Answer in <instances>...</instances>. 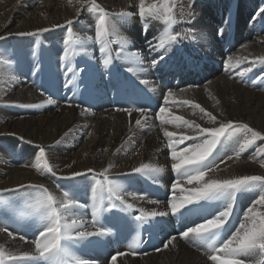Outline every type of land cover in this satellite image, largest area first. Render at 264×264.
<instances>
[{"label":"bare ground","instance_id":"1","mask_svg":"<svg viewBox=\"0 0 264 264\" xmlns=\"http://www.w3.org/2000/svg\"><path fill=\"white\" fill-rule=\"evenodd\" d=\"M98 2L112 12H119L121 9H128L130 4L134 5L136 0H98ZM190 3L191 0H177L178 18L180 8L186 9ZM77 7L80 5L76 4L75 0L72 4H69L68 0H0V35L6 36V39L0 41V56L5 59H16L20 65L12 64L15 69L25 65L27 61L31 62L32 67L36 64L41 73L47 67L48 70L39 76L41 78L44 75L46 78L39 81L41 84L56 81L59 78L67 80L70 73L66 72L65 63L64 67H59L60 59L57 58L60 48L63 47L64 51L68 47L65 44L67 35L65 21L76 20L71 27L81 36H91L90 31L94 29L92 15L83 10L77 14ZM260 8H264V0H195L194 24L182 23L176 26V30L183 31L190 26L195 27L211 35L213 43L208 45L198 41L197 53L193 51L197 45L196 42L180 43L172 51L170 58H166L163 62L162 70L150 69L148 73L141 74L142 78L151 82L148 89L155 88L152 92L158 96L160 104L163 107L166 106L163 95L167 90L159 86L157 77L170 82L169 88L175 92L176 101H192L212 112L219 120L247 123L258 131L264 132V79H262L263 83L259 80L250 83L248 80L259 73L260 78L264 77V66L257 65L244 80L235 77L234 72L224 67V59L228 55L224 54L225 47L216 37V30L223 25L225 17L231 13L232 20L235 17L238 19V37L234 39V42L249 39L242 44L245 47L240 45L235 46L236 49L235 47L229 49L231 52L229 55L233 56L234 62L244 58L251 61L264 55V34L249 37L248 33H245V38L244 33L241 32V27L243 29L251 27V18ZM261 17L264 15L260 14L257 20ZM54 25L65 26L56 28L53 27ZM160 27V24L151 22V27L145 35L141 30L140 22L135 20L129 21L123 30L147 57L145 42L151 40ZM39 28L51 30L38 36L15 35L18 32H31ZM9 33L13 35H8ZM36 38L40 45L47 42L48 52L44 53L40 45L35 47V44H31L32 39ZM28 44L31 45L28 46ZM22 46L27 47L23 50ZM95 46L99 47L98 44ZM92 50L94 46H91ZM15 54L20 55V61ZM101 55L98 50L88 63L80 66L90 67L93 72L84 81L90 98L85 101L78 99L80 95L76 91L61 90L59 93L65 94V97L54 99L57 103L53 105L43 103L47 97L36 85L37 79L34 80L33 87L28 81V76H24L22 72H18L17 75L12 66L10 68L0 66V188H14L18 184L32 183L43 184L50 190L57 191L55 188L57 184L65 189L77 185L82 193L89 194L94 180L99 178L93 173L74 180L61 179V177L68 176L73 171L83 172L89 168L99 173L112 163L114 167L110 175L113 178L125 184L129 191L140 190L137 179L139 176L128 175L132 168L139 166L140 163H169L167 139L163 135L158 115L148 113V123L143 128H139L135 125V120L140 118L138 113H133L129 117L127 113L109 107L110 100L103 95L101 88L104 72L107 73L99 62ZM79 60L80 57H77L74 61ZM122 65L125 68L129 66L125 61L117 60L110 69V75H113ZM198 66L200 67L197 69ZM165 69L167 74H164ZM110 75L107 76L108 79ZM111 80L112 86L118 84L114 78ZM248 83L250 85H247ZM257 83L262 87L254 90L252 85ZM181 89L185 91L181 92ZM115 94L118 97L119 91L116 90ZM21 104H35L41 107L23 109L19 106ZM167 107L174 115L195 121L203 127L215 126L206 118L202 119L199 110L190 105L170 102ZM163 127H167L169 131L176 132L178 135L193 134L182 124H169ZM70 129L71 132H69ZM13 133L15 135H12ZM65 133L69 134L65 136ZM20 137L24 139L21 140ZM26 141L32 143H26ZM57 141L60 142L57 143ZM40 146L45 148L47 158L57 172L56 176L41 175L31 167ZM257 148L260 154L253 156L252 151L248 149L238 160L235 158L227 160L225 157L232 152L231 149L225 150L221 153V158H225L224 163L217 160L219 169L215 174L237 176L260 173L264 175V167H261V160H264V155L261 153L264 147L258 144ZM13 152L21 157L17 160L15 157L14 160L9 158L10 154L14 155ZM67 165H71V168ZM171 174L169 167L156 180V183H160L159 187L164 188L166 195L170 194L169 187L174 181L170 180ZM16 195L20 193L9 194L10 198ZM257 195L258 193L253 191L243 195V199H239L236 208L237 220L257 199ZM86 201L85 203L88 204V200ZM166 201L161 203V210ZM138 207L151 209L155 206L140 202ZM261 210L264 211V209ZM211 211L212 209L207 210L209 213ZM87 213H90L89 207L83 214L90 220ZM198 218V216H192L188 220L178 219L177 222L184 230V227L191 226L193 221L198 222ZM30 225L31 221H20L13 224L10 230L27 236L31 241L34 238L35 228ZM0 244L16 252L31 251L33 247L31 243H25L18 237L12 240L4 233H0ZM174 245L143 256L118 257V264H211L203 249L196 250L179 239L174 241ZM116 251H119V248L110 247L107 239L93 246L79 248L77 255L83 259L95 261L96 264H109L110 254Z\"/></svg>","mask_w":264,"mask_h":264},{"label":"snow or ice","instance_id":"2","mask_svg":"<svg viewBox=\"0 0 264 264\" xmlns=\"http://www.w3.org/2000/svg\"><path fill=\"white\" fill-rule=\"evenodd\" d=\"M75 2L80 5L76 8L77 14L83 10L93 16L94 35L81 36L73 31L72 19L65 21L67 26L65 44L68 47L63 51L62 60L65 62L66 72L71 74L66 86L75 85L79 74L84 71L74 63V57L78 54L88 56L90 46L94 44L99 45V52L102 54L99 62L109 75L110 69L117 60L125 61L129 65L126 71L132 74L140 85L148 88L151 82L140 79V75L148 73L150 69L162 70L161 65L166 58H170L177 45L185 41H200L208 45L213 43L211 35L195 27L190 26L183 31L176 30L179 24H194L195 0H191L188 8H180L179 18L176 12L177 0H136L134 5L130 4L128 9H121L119 12L106 9L98 0H75ZM68 3L72 4L73 0H68ZM260 14H264V8L258 10L257 17ZM135 20L140 22L141 30L145 35L151 27V22L161 26L156 35L145 42L147 57L123 30L129 21ZM65 25L53 27L59 28ZM230 28L231 13L225 17L223 25L216 30V37L223 40L226 31H230ZM50 30V28H39L31 32H18L15 35L37 36ZM4 39L6 36L0 35V41ZM77 47L79 52L76 51ZM13 63L14 61L0 56V66L10 68ZM248 64L250 66H245ZM257 65L264 66V55L251 61L244 58L234 62L232 55L224 59V67L234 72L235 77L241 80H244ZM149 90L155 91V88ZM183 91L185 89H181V92ZM175 95L171 88L167 89L163 95L166 106L160 107L157 114L163 135L167 139L169 163H140L128 173V175L139 174L147 177L155 184L157 178L170 167L176 178L170 184V194L162 210L160 209L162 202L159 199H150L147 193L129 191L125 184L113 178L110 175L114 167L112 163L99 173L89 168L83 172L73 171L70 175L61 177V179L74 180L89 173L99 177L91 186L90 220L83 214L89 205L80 199V189L77 185L65 189L57 184L55 186L57 191H52L43 184L32 183L18 184L14 188H0V233L7 234L12 240L18 237L33 246L31 251L16 252L0 244V264H96L95 261L77 255V250L102 243L115 235L117 229L108 220L106 214L109 213H127L126 218L136 232L125 251L110 254L109 264H118V257L141 254L139 250L143 240L139 229L145 225L154 226L160 218L169 216L180 220H188L192 216L199 217V222L193 221L191 226H185L178 235L180 239L203 249L211 264H264V211L261 210L264 209V175L215 174L219 169L218 159L220 163H224L225 158L238 160L258 141L264 142V132L247 123L219 120L199 104L189 100L176 101ZM170 102L190 105L198 109L201 118H206L215 126L203 127L195 121L174 115L167 107ZM43 103L53 105L57 102L49 96ZM19 106L41 107L35 104ZM117 110L127 113L129 117L133 112L138 113L140 118L135 120V125L139 128H143L148 123V113L151 111L147 107H127ZM169 124H182L193 134L178 135L163 127ZM68 134L65 133V136ZM20 139L24 138L20 137ZM26 143L32 142L26 141ZM227 149H231L232 154L221 158V153ZM34 161L31 167L41 175H57L43 146L39 147ZM67 167L71 168V165ZM261 167H264V160H261ZM253 191L258 193L257 199L237 220L236 208L239 198ZM14 193L20 195L10 198L9 194ZM140 202L155 207L151 209L138 207ZM208 209L212 211L205 215ZM20 221H31L30 226L35 228L34 238L31 241L27 236L10 230L13 224ZM176 239V235H170L163 242L162 248L155 250L159 252L168 249L170 245L175 246Z\"/></svg>","mask_w":264,"mask_h":264},{"label":"rangeland","instance_id":"3","mask_svg":"<svg viewBox=\"0 0 264 264\" xmlns=\"http://www.w3.org/2000/svg\"><path fill=\"white\" fill-rule=\"evenodd\" d=\"M92 18H93V16H92ZM75 33H78V32H75ZM44 35V34H43ZM90 35L91 36H93L94 35V29H92L91 31H90ZM38 36V35H37ZM41 39H42V37H41ZM66 39H67V35H66ZM33 41H32V43L31 44H35V47H37V46H39L40 44H39V42H38V40H37V38L36 39H32ZM43 40V39H42ZM36 42H38V44L36 43ZM46 42V41H45ZM198 42H196V44H197ZM31 44H28V46L29 45H31ZM41 46V50L45 53V52H48V45H47V42H46V44H43V45H40ZM91 46H94V50H92L91 51ZM90 46V53H89V55L88 56H84V55H76L75 57H74V60H76L77 59V57H80V60L78 61V62H75L74 61V63L78 66V67H80V66H82V65H84V64H86V63H88V61L92 58V56L99 50V47H97V46H95V44L94 45H91ZM27 47V46H26ZM26 47H23L22 46V48H23V50H24V48H26ZM76 51L77 52H79V48L77 47V49H76ZM62 54H63V47H61L60 48V51H59V54H58V56H57V58L58 59H60V57L62 56ZM15 55H17L18 56V60L20 61V55H18V54H15ZM9 60H12V61H14V65H17V62H16V59H14V58H10ZM16 62V63H15ZM65 62L63 61V64H64ZM14 65H12V67H13V70L15 69L14 68ZM18 66V65H17ZM86 66V65H85ZM20 67V66H19ZM88 68V67H87ZM198 84V83H197ZM181 105V104H180ZM23 109H25L26 107H22ZM28 108H31V107H28ZM258 144H260V146H262V147H264V142H259L258 141V143L254 146V147H252V148H249V150H251L252 151V153H251V155H253V156H256L257 154H260V152L258 151V148H257V146H258ZM256 148V149H255ZM96 150H98V147H96ZM257 150V151H256ZM260 150V149H259ZM255 152V153H254ZM13 154L15 155V153L13 152ZM14 155H12V154H10L8 157L9 158H12ZM261 155H264V148H263V150H262V153H261ZM253 175H260V173H258V174H253Z\"/></svg>","mask_w":264,"mask_h":264}]
</instances>
